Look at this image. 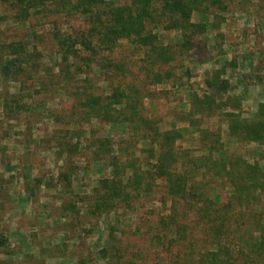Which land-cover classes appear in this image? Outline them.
<instances>
[{"label":"trees","instance_id":"obj_1","mask_svg":"<svg viewBox=\"0 0 264 264\" xmlns=\"http://www.w3.org/2000/svg\"><path fill=\"white\" fill-rule=\"evenodd\" d=\"M232 4L233 0H0V67L13 81L11 87L18 92L25 91L24 84L29 90L37 87L49 94V101L70 99L75 108L68 114L51 109L48 101L43 109L49 120L58 116L68 123L60 129L73 133L75 147L81 145L82 127L94 119L128 127L127 146L101 133L96 136L99 143H91L111 173L93 187V201L85 211L106 213L117 200L129 208L141 195L153 192L158 178L163 181L168 212L143 216L133 230L137 247L122 239L113 264H150L151 259L156 264L159 257L163 264H264V99L253 114H244L245 94L233 92L225 76L228 67L238 66L237 55L204 73L203 91L192 86L188 109L174 115L197 129L199 149L181 147L179 129L162 127V116L152 115L146 106L147 99L156 102L188 87L187 60L198 54V36L212 25L218 27L216 17L230 11ZM195 11L204 18L193 20ZM253 11L258 14L257 8ZM76 18L79 26L67 24ZM27 22L33 28L49 26L54 66L41 63L43 49L28 38L36 37L32 27L24 38L5 37L10 23ZM66 25L70 29H64ZM159 29L175 30L179 38L165 41ZM123 39L127 43L120 56H113ZM96 66L108 91L97 84ZM25 95L15 94L20 107ZM209 118L217 123L206 124ZM223 125L238 145H259L257 158L249 159L235 147L227 149ZM139 140L147 143L141 148L147 154L143 163L131 152L122 155Z\"/></svg>","mask_w":264,"mask_h":264},{"label":"rangeland","instance_id":"obj_2","mask_svg":"<svg viewBox=\"0 0 264 264\" xmlns=\"http://www.w3.org/2000/svg\"><path fill=\"white\" fill-rule=\"evenodd\" d=\"M232 6L230 11L219 13V17H216L218 21L215 24H220L218 27L212 25L198 36V54L187 60L190 69L188 87L182 86L156 102L146 100L149 112L154 116H162V127H176L182 133L178 140L181 147L199 149L201 143L197 129L174 116L177 110L188 109V90L193 86L202 92L204 73L219 68L234 54L238 58L242 56L241 60L238 59L241 66L236 63L235 71L228 67L225 76L230 79L233 92H244V114H253L259 102L264 99V5L259 0H233ZM255 8L258 16L253 11ZM203 18L201 12L193 13V20ZM214 18L209 14L211 22ZM67 24L79 26L81 20L72 19ZM30 27L28 22L19 26L10 23L5 37L24 38L31 30ZM68 28L66 25L64 29ZM32 29L36 31V37L28 38L32 45L43 49L39 57L43 56L41 63L54 66L55 44L48 33L49 26L35 25ZM159 32L165 41L179 38L175 30L159 29ZM248 40L253 42L249 44ZM126 43L123 39L112 55L120 56V49L123 50ZM248 52L257 55L254 56V59L257 57L254 61L256 71L252 76L245 73L249 71L248 62L252 57ZM93 71L98 78V86L108 91L106 80L97 73V66ZM238 74L243 77L241 81ZM10 85H13V81L3 75L0 67V264L115 263V249L121 248L122 239L124 243L131 244L132 248L137 247L133 230L143 216L157 217L158 214L168 212L170 202L164 200L166 189L163 181L158 178L153 192L141 195L140 200L129 208L117 200L115 208L106 213L95 215L86 212L87 205L93 201L89 197L93 187L99 183L100 178L111 173L109 163L100 158L103 154L95 153L90 145L92 142L99 143L96 136L101 133L110 136L114 143L120 142V145L127 146L125 140L130 135L128 127L125 123L106 124L94 119L91 124L82 127L84 132H81V145L75 147L77 139L73 140V133L68 134L60 129L68 123H64L58 116L56 120L54 118L55 122L49 120L48 115H45L47 110L43 109L44 102L48 101V104L53 105L51 109H59L60 112L65 110L68 114L75 108L70 99L60 97L62 99L49 101V94L44 90L38 92L37 87L29 90L24 84L25 91L18 92V88ZM246 85H251L250 90L242 89ZM159 86L165 88L167 85ZM15 94L20 98L26 94L25 99H21L23 107L14 99ZM26 107L28 110L25 111ZM216 121L209 118L206 124L212 125ZM73 128L75 130L78 127L73 125ZM94 129L99 133L93 132ZM222 138L227 149L235 147L244 151L247 158H257L260 146L255 143L238 145L229 136L226 125L222 127ZM62 142L67 144L63 146ZM145 146L146 141L139 140L137 145L128 150L126 147L122 155L131 152L143 163L147 154L141 148ZM107 149L110 146H105ZM148 166L146 164L145 167ZM77 199L80 201L77 202ZM150 264H153V259ZM156 264H163L160 257L156 259Z\"/></svg>","mask_w":264,"mask_h":264},{"label":"crops","instance_id":"obj_3","mask_svg":"<svg viewBox=\"0 0 264 264\" xmlns=\"http://www.w3.org/2000/svg\"><path fill=\"white\" fill-rule=\"evenodd\" d=\"M259 38V37H258ZM248 42H249V44H251L252 42H253V40H248ZM251 42V43H250ZM245 52L243 51V54H244ZM248 54V53H247ZM235 55V54H234ZM233 55V56H234ZM250 55H252V57H251V61L250 62H248L249 63V66L247 67V68H249V71H245V73L247 74V75H249V76H252L254 73H255V71H256V69H254L255 68V60L257 59V57L254 59V56H257V55H255V54H253V52L252 53H249V56ZM233 56H232V58H233ZM238 56H240V55H238ZM231 58V59H232ZM241 58H242V56H240L238 59H240L241 60ZM249 58V57H248ZM238 65L239 66H241V64L240 63H238ZM236 69V68H235ZM235 69H233L234 71H235ZM238 79H240L239 81H241L242 79H243V77H242V75H239L238 74ZM258 86H260V84H257ZM250 88H251V85L250 86H243V88L242 89H244L245 91H247V90H250ZM244 93V92H243Z\"/></svg>","mask_w":264,"mask_h":264}]
</instances>
